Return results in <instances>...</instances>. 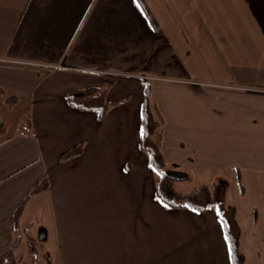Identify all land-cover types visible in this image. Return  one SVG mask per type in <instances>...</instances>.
<instances>
[{
	"label": "crops",
	"instance_id": "1",
	"mask_svg": "<svg viewBox=\"0 0 264 264\" xmlns=\"http://www.w3.org/2000/svg\"><path fill=\"white\" fill-rule=\"evenodd\" d=\"M142 2L153 22L138 0H0V108L18 100L0 137V256L14 208L45 180L18 225L41 231L50 264H230L215 210L156 196L139 146L146 79L169 168L233 172L235 186L239 170L241 250L245 264H264V0ZM107 79V101L125 100L103 119L68 104ZM26 112L29 136L17 132ZM80 143L79 156L59 160Z\"/></svg>",
	"mask_w": 264,
	"mask_h": 264
},
{
	"label": "trees",
	"instance_id": "2",
	"mask_svg": "<svg viewBox=\"0 0 264 264\" xmlns=\"http://www.w3.org/2000/svg\"><path fill=\"white\" fill-rule=\"evenodd\" d=\"M142 9L151 21L150 14L143 4L142 0H138ZM143 85V98L141 103V132L139 146L148 158V162L155 176V192L158 199L166 206L174 209L188 208L197 212L207 209L216 211L219 221L228 244L230 264H245V257L240 246V229L235 219V210L231 208L229 219H224L218 212V207L221 204L216 194V186H208L205 184L193 188L188 193H180L175 189L176 181H183L187 179L184 174L178 176V172L173 171L168 167L164 160L160 146L162 140L161 120L154 106L150 102L149 94L150 87L145 79H141ZM112 84L111 79L106 80L104 87H86L81 90L73 91L67 94L66 100L68 104L78 110L92 111L97 114L99 120L103 119L108 109L112 106L124 101L125 98L108 102L106 93L108 87ZM0 95L2 92L0 90ZM18 100L14 97H5L3 104L8 107H13ZM1 106V103H0ZM7 130V123L4 118H0V137H4ZM17 132L22 135H31V122L29 114L23 113L17 125ZM6 139V138H4ZM82 151V144H78L67 151L63 152L59 160L66 161L68 159L77 157ZM234 177L238 193L243 195L244 188L238 169H234ZM47 188L46 181L37 183L28 195L22 199L14 208L11 218L10 226L13 233V240L9 248L0 256V264H18L21 260L20 255H15V248L25 240L26 242V259L27 264H50V258L43 250L41 244L38 243L37 238L30 235L27 229L20 230L18 220L21 212L28 201V199L45 191Z\"/></svg>",
	"mask_w": 264,
	"mask_h": 264
},
{
	"label": "rangeland",
	"instance_id": "3",
	"mask_svg": "<svg viewBox=\"0 0 264 264\" xmlns=\"http://www.w3.org/2000/svg\"><path fill=\"white\" fill-rule=\"evenodd\" d=\"M18 110H10L9 107L2 106L0 108V118H4L5 122L9 125V128L12 127L13 122L16 118V114ZM233 172L232 173H223L221 175H202L196 174L193 176L188 175L189 178L183 181H176L175 182V189L180 193H188L193 188L198 187L199 185L205 184L210 187L216 186V194L220 201V205L218 207V212L224 219H229L230 210L233 208V195L236 194L237 188L233 181ZM178 176H182L178 174ZM41 231L37 232V241L39 244L42 245L43 250L45 248V238L41 236ZM16 253L25 255L26 253V242L22 240V242L17 246Z\"/></svg>",
	"mask_w": 264,
	"mask_h": 264
}]
</instances>
